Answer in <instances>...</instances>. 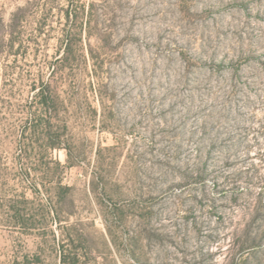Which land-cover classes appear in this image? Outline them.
I'll list each match as a JSON object with an SVG mask.
<instances>
[{"label":"rangeland","instance_id":"374dc122","mask_svg":"<svg viewBox=\"0 0 264 264\" xmlns=\"http://www.w3.org/2000/svg\"><path fill=\"white\" fill-rule=\"evenodd\" d=\"M0 264H264V0H0Z\"/></svg>","mask_w":264,"mask_h":264},{"label":"trees","instance_id":"16d2710c","mask_svg":"<svg viewBox=\"0 0 264 264\" xmlns=\"http://www.w3.org/2000/svg\"><path fill=\"white\" fill-rule=\"evenodd\" d=\"M69 18H70V16H69ZM37 99L39 101L38 102L39 106L37 107V109L35 111V120H36L35 122H36V124H33L34 132H36V130L39 128V126H41L43 121L47 120L49 114L51 115V109H52V103H53L51 94L47 90H42L38 94ZM45 118H46V120H45ZM49 123H50V121L47 120L48 125H46V129H47V127H49ZM48 130H50V129H48ZM48 135H49V133H48ZM49 139L52 141L50 143L51 149L60 148V145L57 143H54L52 138H49Z\"/></svg>","mask_w":264,"mask_h":264}]
</instances>
